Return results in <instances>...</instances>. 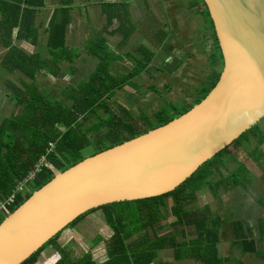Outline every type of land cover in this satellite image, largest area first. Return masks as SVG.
<instances>
[{"label":"trees","instance_id":"1","mask_svg":"<svg viewBox=\"0 0 264 264\" xmlns=\"http://www.w3.org/2000/svg\"><path fill=\"white\" fill-rule=\"evenodd\" d=\"M200 1L210 18L204 0ZM107 5L112 6V3L108 2L104 7ZM73 6L74 0H60V7L46 31L47 35L49 33L47 54L42 51L31 53L13 43V33L18 30L17 38L38 44L39 20L47 7V0H0V48L4 49L2 66L25 76L19 81L23 88L12 86L17 94L11 100L22 112L0 118V202L13 200L8 205L10 213L50 184L57 173H64L95 154L165 125L194 107H170L158 112L154 116L157 123L148 127L150 118H137L130 109L118 103L116 95L150 66L155 54L147 46H139L137 54L119 53L107 45L105 38L85 48L88 55L99 60V65L87 80L63 89L59 98L50 90H45L40 83L41 76L59 78L63 64H73L82 55L83 49L68 44V17ZM130 32L127 30L124 33L120 46L130 43L133 35ZM215 42V65L223 70L224 58L216 33ZM126 57L134 65L128 74L117 75L113 67L118 62H124ZM222 70L214 74L212 89L217 85ZM209 93L207 91L201 100ZM251 131L234 144L239 145L246 140ZM229 152L230 147L168 194L93 209L80 215L66 229L76 227L85 217L102 211L106 222L114 229L113 236L106 241L108 260L102 264H172L157 261L160 251L165 249L173 250L175 261L195 259L202 264H224L220 243L225 220L219 213L212 212L210 206L195 207V203L201 191L209 190L220 199L221 189L229 191L233 187L249 188L254 185L255 178L243 162L241 168L229 175L220 173L222 168H226ZM43 160L54 170L45 166L33 181L27 183ZM166 213L175 219L170 223L173 229L163 234L156 231L151 236L149 229L165 220ZM233 226L235 245L242 253L258 254L259 244L264 239V220L259 226V235L244 220H237ZM190 229L195 234L193 238H189L192 235H189ZM61 235L62 232L24 264H41L44 251L51 245L64 255L58 257L55 264H99L90 254L69 261V247L59 244ZM180 236L185 240H179ZM101 239L100 236L98 241Z\"/></svg>","mask_w":264,"mask_h":264},{"label":"water","instance_id":"2","mask_svg":"<svg viewBox=\"0 0 264 264\" xmlns=\"http://www.w3.org/2000/svg\"><path fill=\"white\" fill-rule=\"evenodd\" d=\"M204 2L224 58L217 85L169 123L57 173L0 221V264H24L93 209L176 190L264 120V0Z\"/></svg>","mask_w":264,"mask_h":264},{"label":"crops","instance_id":"3","mask_svg":"<svg viewBox=\"0 0 264 264\" xmlns=\"http://www.w3.org/2000/svg\"><path fill=\"white\" fill-rule=\"evenodd\" d=\"M108 2L112 3V6L107 5L105 8L104 5L108 4ZM59 7L60 0H47V7L39 20L41 28L38 44L17 38L18 30L13 33V43L31 53L42 51L47 54L49 33L47 35L46 31L50 26L52 16ZM126 7L127 11L125 10ZM70 13L67 30L68 44L70 47L83 49L82 55L88 54L85 50L87 46L99 42V39L102 38H105L107 45L114 50L113 45L118 42L116 39L127 32V30H131L130 33L131 35L133 34L132 38L134 39V36L140 35L141 25L139 24V19H143L142 21H145L148 28L150 27V19L153 22H158L157 27L151 24V29L149 28L152 30V38L155 39L153 44L141 43L139 45L147 46L154 52L155 56L152 63L135 80L130 81L127 87L121 89V91L127 90L140 103H145L146 110L140 108L144 113L140 116L135 115L137 118L142 116L149 117V110L154 112V118L156 113L167 110L170 107L195 106L207 91L211 92L213 76L216 72L222 70L221 66L217 67L215 65V35L210 18L206 16V10L200 0H74V6ZM3 53L4 49L0 48V82H9L8 79L12 77L20 81L21 78L25 77L22 73L16 70H7L2 66ZM81 56L73 64L64 63L59 74L60 77L64 74L72 75L77 72L75 64L80 60ZM94 58H96L95 69L99 65V60L97 57ZM127 58L129 60V57H126V60ZM131 63L134 65L133 61ZM92 70L90 71L92 72ZM116 74L119 75V73ZM41 77H45V74ZM145 79L146 81L144 82ZM151 99L152 101H150ZM180 104L182 106H179ZM129 105L133 106L134 101L130 102ZM131 111L135 114L133 109ZM2 117L1 115L0 118ZM239 163L240 165L243 164L242 162ZM249 172L251 174L254 170L249 168ZM249 188L233 187L225 192H230L232 189V191L246 190L248 192ZM263 220L264 218L256 226L248 223L257 230L256 235H259V226ZM71 229L68 228L66 230L69 231ZM82 229L83 227H81L80 231ZM73 235L75 234H65L59 244L62 247L67 246L69 243L68 239L72 240ZM194 236L195 234L193 233L189 238ZM235 238L236 236L232 241L229 253L224 254V250L221 247V233L220 255L224 260V264H264V247H262L264 239L259 244L260 251L258 254H243L238 246L235 245ZM50 247H53L52 253L43 254L41 264H55L58 261L60 251L55 245ZM106 254L107 258L103 263L108 260V253ZM157 261L161 263L170 262L161 260L160 254ZM170 263H175V260ZM178 264L202 263L195 259H184L178 261Z\"/></svg>","mask_w":264,"mask_h":264},{"label":"rangeland","instance_id":"4","mask_svg":"<svg viewBox=\"0 0 264 264\" xmlns=\"http://www.w3.org/2000/svg\"><path fill=\"white\" fill-rule=\"evenodd\" d=\"M142 20L143 19H139V24L141 25L140 35L136 37L134 36V39L132 38L128 45L120 46L124 40V34H121V36L116 39L118 42H115V45H113L114 51L119 53L131 52L135 54L137 52L136 49L141 43L148 45L153 44L155 39L152 38V30H150V27L152 26L151 24L157 27L158 22H153V20L150 19L149 29L145 21L143 22ZM95 64L96 58L91 57L88 54H83L80 60L75 64L77 72L72 75L64 74L59 78L50 76L41 77L40 83L45 90H50L52 95L59 98L63 89L71 85H77L82 80H87L91 73L90 70L94 69ZM131 67H133V65L127 58L124 62L114 65L113 70L120 75H125L128 74ZM12 78L8 79L9 82H0V114L6 117L11 114L22 112L21 108L12 101V97H15L17 94L16 89H13L12 86L17 87V89L23 87L17 78ZM145 81L146 79L144 82ZM116 97L119 104L130 110L133 109L135 112L134 115L140 116L144 113L140 108L146 110L145 103H140V101L131 96L127 90L118 91ZM152 99L150 101H152ZM129 101H134V105H129ZM179 106H182V104ZM149 111V117L151 119H149L150 123L147 124V126L152 127V125L156 124L157 119L155 117L153 118L154 112L151 110ZM256 135L257 137H255ZM250 141L251 143H248ZM229 153V156H227V168H222L220 173L223 175H229L233 170L241 168L242 164L240 165L239 162H243L248 168L254 170V172L251 173L256 179L254 185L250 186L247 190L248 192H246V190L232 191L233 189L230 192H225L224 189H221L219 192L220 199L209 190L201 191L198 193L197 201L195 203V207H203L204 205H207L210 206L212 212L219 213L223 216L225 225L222 232L221 247L224 250V254L229 253L232 241L235 237L233 226L235 220H244L245 222L256 226L259 224V221L264 218V120L253 127V130L247 136L246 140L239 143V145H232ZM215 181L216 179H214V182ZM173 220H175L174 217L166 213L165 220L154 225L153 229H149L148 233L151 236H154L156 231L158 234H163L167 232V230H172L173 228L170 223H172ZM81 227H83V229L80 231ZM245 232L248 233L247 230ZM67 233L75 234L73 235L72 240L70 238L68 239L69 243L67 246L70 249L69 261L72 262L76 259H81L88 254L92 255L93 260L97 263H103L107 258L106 241L113 236L114 229L106 222L102 211L90 214L84 218L82 223L76 225L75 228L73 227L69 231L65 230L59 237V241H62L64 235ZM193 233V229H190L189 235ZM100 236L102 239L98 241ZM179 239H183V236H180ZM262 247H264V241L262 242ZM48 248L44 251L45 255H48L53 251V247ZM58 256L59 258L61 256L64 257L62 253ZM160 259L173 262V251L171 249L161 251ZM173 264H178V261H175Z\"/></svg>","mask_w":264,"mask_h":264},{"label":"built area","instance_id":"5","mask_svg":"<svg viewBox=\"0 0 264 264\" xmlns=\"http://www.w3.org/2000/svg\"><path fill=\"white\" fill-rule=\"evenodd\" d=\"M45 166L51 168L50 166L46 165L45 160L41 161L36 167V170L30 175V178L26 182L28 183L29 181H33L37 177V175L42 172ZM11 203H13L12 199H10L6 203H0V218L5 217L7 214L10 213L8 205H10Z\"/></svg>","mask_w":264,"mask_h":264},{"label":"clouds","instance_id":"6","mask_svg":"<svg viewBox=\"0 0 264 264\" xmlns=\"http://www.w3.org/2000/svg\"><path fill=\"white\" fill-rule=\"evenodd\" d=\"M51 168H52V167H51ZM52 169L54 170V168H52ZM0 203H2V202H0ZM7 215H8V214H7ZM7 215H6V216H7ZM6 216H5V217H6ZM5 217H1L0 219L5 218Z\"/></svg>","mask_w":264,"mask_h":264}]
</instances>
